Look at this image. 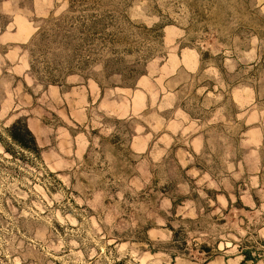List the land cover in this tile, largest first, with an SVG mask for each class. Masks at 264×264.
<instances>
[{
    "label": "rangeland",
    "instance_id": "374dc122",
    "mask_svg": "<svg viewBox=\"0 0 264 264\" xmlns=\"http://www.w3.org/2000/svg\"><path fill=\"white\" fill-rule=\"evenodd\" d=\"M18 118L39 157L8 137ZM248 249L264 255V0H0V264Z\"/></svg>",
    "mask_w": 264,
    "mask_h": 264
},
{
    "label": "trees",
    "instance_id": "16d2710c",
    "mask_svg": "<svg viewBox=\"0 0 264 264\" xmlns=\"http://www.w3.org/2000/svg\"><path fill=\"white\" fill-rule=\"evenodd\" d=\"M71 1V0H70ZM71 3V2H70ZM73 4L70 5L72 7ZM95 23V22H94ZM8 137L12 142L17 144L20 148L27 150L28 152L34 154L36 157L40 156V148L38 146L36 137L34 136L33 132L28 126L27 120L25 118H18L15 120L7 129ZM114 143L121 142V137L118 135H112ZM4 148L8 151L13 157L16 158V155L13 151H11L5 144ZM173 204V211L175 210L176 202L172 201ZM180 231H173L171 240L167 243L171 245L172 250H167L169 255L175 260L176 256L181 252V250L185 249L187 246V242L185 240H180L177 238ZM174 250V251H173ZM200 252L206 253L207 257L205 262L209 261L210 258L213 257L214 253L212 252L211 248L208 247L206 244L201 246ZM153 251V250H152ZM244 258L241 264H246L248 261H251L252 264H256L260 259L264 258V255L260 251H256L255 254L251 249L244 250L243 252Z\"/></svg>",
    "mask_w": 264,
    "mask_h": 264
}]
</instances>
